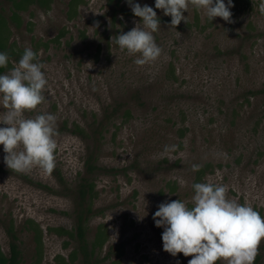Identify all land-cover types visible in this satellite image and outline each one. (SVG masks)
<instances>
[{
    "label": "rangeland",
    "instance_id": "rangeland-1",
    "mask_svg": "<svg viewBox=\"0 0 264 264\" xmlns=\"http://www.w3.org/2000/svg\"><path fill=\"white\" fill-rule=\"evenodd\" d=\"M70 1L25 5L0 0V47L5 43L12 52L3 74L18 64L26 48L44 65L45 100L26 117L55 115L52 173L70 185L83 171L86 150V142L70 132L73 126L86 128L120 102L131 109L132 118L115 121L117 130L110 127L99 141L96 164L101 171L93 177L97 196L92 210L102 214L86 224L84 242L89 247L99 228L107 240L90 263L177 264L163 250L159 237L164 229L157 233L153 215L165 201L180 199L193 206L194 164H210L213 172L202 181L227 186L228 198L264 218V14L259 11L264 0L234 2L233 23L219 17L210 21L189 5L183 13L187 23L181 21L176 29L169 27L170 16L155 9V0H133L152 7L160 20L153 35L161 55L142 66L115 42L140 23L138 17L112 18L113 4L132 12L127 0L109 5L81 0L69 7ZM171 73L176 82L170 81ZM180 128L185 129L182 138L176 132ZM173 145L175 151L165 152V146ZM4 156L0 145V253L8 257L5 227L12 222L19 264H69L77 250L75 236L63 233L74 228L70 199L45 189L60 191L52 173L39 168L17 173ZM167 183L174 192L165 188ZM118 244L121 253L104 258L108 247ZM80 258L76 251L72 264H80ZM184 259L188 263L192 257Z\"/></svg>",
    "mask_w": 264,
    "mask_h": 264
},
{
    "label": "clouds",
    "instance_id": "clouds-1",
    "mask_svg": "<svg viewBox=\"0 0 264 264\" xmlns=\"http://www.w3.org/2000/svg\"><path fill=\"white\" fill-rule=\"evenodd\" d=\"M127 3L140 23L127 33L117 35L115 42L122 52L126 50L127 55L137 56L136 65L154 62L162 52L153 35L160 30L157 13L147 4L141 6L133 0ZM189 5L203 10L210 21L219 17L233 23L232 0H227V6L224 0H155V9L170 16L169 27L175 29L181 21L187 23L188 17L183 13L188 12ZM259 11L264 14V2L260 3ZM8 63V54L0 53V68H7ZM43 68L37 53L26 48L18 64L0 75V106L4 110L0 112V124L6 126L0 127V145L5 153L4 163L17 173L39 168L51 174L56 166L55 115L26 117V113L36 110L45 100L42 93L47 79ZM170 150L175 151L176 146H165V152ZM200 167L194 164L192 171H199ZM193 189L191 208L180 199L165 201L153 215L156 227L164 229L163 250L173 257L181 253L192 257L188 264H217L218 261L254 264L264 240V218L253 207L228 198L225 185L195 183Z\"/></svg>",
    "mask_w": 264,
    "mask_h": 264
},
{
    "label": "trees",
    "instance_id": "trees-1",
    "mask_svg": "<svg viewBox=\"0 0 264 264\" xmlns=\"http://www.w3.org/2000/svg\"><path fill=\"white\" fill-rule=\"evenodd\" d=\"M20 1V0H19ZM24 4H31L33 3V0H22ZM40 3L43 4L46 0H38ZM73 1V3H72ZM69 2L68 6H76V4L80 3L81 0H72ZM234 2H243L244 5L247 4L248 0H232ZM107 4L113 3V0H106ZM17 8H23L19 3H15ZM21 6V7H20ZM113 6L116 8L112 13V18H115L118 14H121L123 16H132V12L124 10L122 7H119L118 5L113 4ZM76 13V12H73ZM5 43L0 47V53H7L9 57H12V52H8L7 48L4 47ZM7 50V51H6ZM14 52V51H13ZM7 68H0V75H2ZM169 79L171 82H176L177 78L175 77L174 73H171L169 76ZM107 109V108H106ZM104 109V110H106ZM122 119V122L127 123L128 120L132 118L131 109L128 105V103H118L115 107H112L109 111H105L103 113L102 118H100L97 121L91 122V124L87 125L86 128H81L76 125L73 126V130L70 131L71 133L79 136L81 139H83L86 142V150L85 155L82 162L83 171L80 173L78 172L75 177L74 184H68L62 176H60L57 173H52L54 176L58 189L60 191L51 190L48 188V191L53 192L54 194H58L61 196H65L70 199L72 204V211L71 214L74 218V228L69 231H64L65 235H67L69 238H75L77 239V252L80 254V264H92V261L90 263V260L94 257V253L96 250L100 249L102 245L107 240V235L105 233V237L103 235V231L100 230L101 228L97 229V233L90 243L89 247L86 246L85 234H86V224L88 221L94 217L97 214H102L101 212H94L92 210L93 201L97 196V193L95 192V183H94V175L99 173L101 171L100 167L96 164L97 162V152H98V145L99 141L102 139L104 132H109L110 127L115 128L117 130L118 126L115 125V121L118 119ZM177 135L179 138H182L185 132L184 128L177 129ZM114 133L112 134L113 138ZM213 172V169L210 164L204 163L201 165L200 170L194 172L193 180L191 182V190L194 192L193 184L199 183L203 180L206 174H211ZM202 183H205L202 181ZM171 183L165 184V188H168L169 192H174L175 188L173 186H170ZM188 207L191 208V205H188ZM30 223L35 227V232H39L37 230L36 225H34L32 222L28 221L27 224ZM159 231V232H158ZM160 228L157 229V233L160 234ZM5 233L7 237L9 238V252L8 257L3 256L0 253V264H19L20 261V253L17 249V236L15 234L12 222H10L5 227ZM36 238L38 239V235L35 233ZM36 239V240H37ZM159 240L162 241V236L159 237ZM38 241V240H37ZM123 245L118 244L115 246H109L107 253L105 254L104 258H109L110 256H115L121 253ZM264 249V243L262 245V248ZM69 257V264H72V256L74 253ZM117 252V253H115ZM114 254V255H113ZM172 258L176 261L177 264H188L182 254H177L176 257ZM261 252L257 255L254 264H260L261 263ZM218 263V262H217Z\"/></svg>",
    "mask_w": 264,
    "mask_h": 264
}]
</instances>
